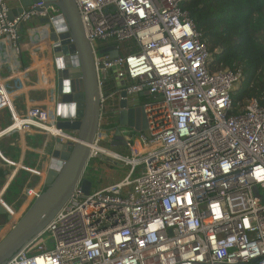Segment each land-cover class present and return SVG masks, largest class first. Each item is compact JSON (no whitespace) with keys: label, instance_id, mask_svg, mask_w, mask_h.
Wrapping results in <instances>:
<instances>
[{"label":"built area","instance_id":"1","mask_svg":"<svg viewBox=\"0 0 264 264\" xmlns=\"http://www.w3.org/2000/svg\"><path fill=\"white\" fill-rule=\"evenodd\" d=\"M75 1L100 93L91 158L105 154L129 170L88 195L78 185L6 264H264V101L251 97L236 112L233 94L243 70L214 63L184 8L189 0ZM9 12L0 0V115L11 113L8 124L0 117V139L16 133L25 144L26 136L44 134L77 143V133L57 126L52 100H29L32 91L54 88L41 85L48 60L3 75L11 44L19 51V25L55 20L60 9L39 1L12 20ZM110 46L117 57L102 51ZM21 95L28 99L24 113L14 105ZM138 107L146 129L129 126L135 132L126 137L130 153L101 145L121 131L120 113ZM0 156L12 164L1 150ZM47 170L41 183L25 188L27 209L42 193Z\"/></svg>","mask_w":264,"mask_h":264},{"label":"water","instance_id":"2","mask_svg":"<svg viewBox=\"0 0 264 264\" xmlns=\"http://www.w3.org/2000/svg\"><path fill=\"white\" fill-rule=\"evenodd\" d=\"M22 9L39 1L56 5L60 15L55 20L41 19L52 42L54 63V111L59 128L77 133L79 141L63 144L52 141L46 164V189L33 201L21 218L0 239V264H6L22 247L39 235L80 185L85 194L93 190V181L85 176L91 159V145L99 129L100 93L93 49L88 40L75 0H20ZM22 10V11H23ZM117 57L115 46L102 50ZM77 53V54H76ZM125 106L126 102H122ZM134 118L136 122H134ZM122 126L145 130L141 108L123 110ZM119 130L117 134H119ZM87 175V174H86ZM0 213L11 220L12 214L0 204ZM5 224L0 223V233Z\"/></svg>","mask_w":264,"mask_h":264},{"label":"trees","instance_id":"3","mask_svg":"<svg viewBox=\"0 0 264 264\" xmlns=\"http://www.w3.org/2000/svg\"><path fill=\"white\" fill-rule=\"evenodd\" d=\"M184 8L190 12L214 63L223 68L243 70L244 78L233 94L236 112H240L251 97L264 101V0H189ZM21 107V101L16 99V110ZM35 136H27L29 145H33ZM0 149L10 157L2 144ZM26 162L25 158L24 164L30 166ZM24 173L28 174L23 171L19 177L15 176L6 189L4 198L8 203H11L8 195L13 190L23 197ZM9 174L10 169L0 168L2 184ZM37 183L38 177L31 185ZM6 222L7 219L2 224Z\"/></svg>","mask_w":264,"mask_h":264},{"label":"rangeland","instance_id":"4","mask_svg":"<svg viewBox=\"0 0 264 264\" xmlns=\"http://www.w3.org/2000/svg\"><path fill=\"white\" fill-rule=\"evenodd\" d=\"M7 3L10 7L9 18L12 20L21 11L11 10V8H12V6L10 5L11 3L10 4H9V2H7ZM19 30H21V29H19ZM130 42L133 43V41H130ZM127 44H128V42H121L120 45L126 46ZM148 99L149 98L147 96L141 97V101H146ZM17 100H19V102L21 101L19 98ZM4 113H6V112H4ZM6 120H8V123L11 122V113L6 118ZM120 130H121L120 131L121 133L115 134L113 136L111 143L102 142L101 145H103V146H105L111 150L117 151L119 153L129 154L130 149L127 146L126 137H131L133 135V133H135V132L129 126H122ZM34 138H35V140L32 141L33 145H29L28 139L26 136V140L24 142L28 147H30L32 149H30V150L28 149L26 151V155L24 156V159L25 158L27 159L26 163L28 165L34 167V168L30 167L31 169H37L38 171L44 173V171L46 169V164L48 162V156H49L48 153L50 152V150L52 148V141L50 140V138L47 135H44V134H38ZM47 139H49V143H48L47 148L45 149V153L43 154V153L39 152V150L44 149V144H45ZM0 144H2L3 147L8 149V151L11 154V158H13L16 161L18 159L21 160V155H23L22 153H23V148L25 147V144L23 143V140L19 134L13 133L11 135H5L4 137H2L0 139ZM135 145H136V143H135ZM135 145H134V147H135ZM137 146H138V150L140 152H142L143 148L140 147L139 143H137ZM11 158H8V159L13 160ZM0 168L10 169V174L6 178L5 183L2 184L3 182H2V180H0V191H4L5 185L10 180L9 176H11L14 171H16L15 176H18V177L21 175V173L23 171L28 172V174L24 173V175L22 176V179L26 180V183L23 186L22 190H24L27 186H32L31 182H33L37 177H38V183L37 184L41 183L42 178H43L40 174L35 173L34 171H29L27 169L20 168L17 171L16 170L17 167L15 165H12V164L4 161V159L1 156H0ZM41 168H43V170ZM128 170H129V167L126 166L123 161L113 159V158H111L105 154H100L98 157H96V158L93 157L90 159V161L86 167V171H85V173L87 175L85 174V176H89L91 178V180L94 183L93 191H97L98 189H101L105 185H108L109 183H111L113 178L119 180L122 177H124V175L128 172ZM15 176H14V178H15ZM99 179L101 180L100 182H98ZM46 187L47 186L45 184L43 186V190L46 189ZM5 191L3 192V194H1V199H3L4 202H1L0 204H2V203L6 204V207L8 208V210H10L14 215H17V218H21V216L24 214V212L27 209V205H25V202H24L25 199L23 197L20 198L21 195H19L16 190H13L8 195V197L11 201V203H8L4 198ZM24 193H26V189H25ZM5 219H7L6 215H5L4 221H5ZM10 222H11V220H9V221L7 220V222L5 223V227ZM14 223H12V225ZM12 225L10 226V228L12 227ZM50 247L51 248L53 247L52 242L50 243Z\"/></svg>","mask_w":264,"mask_h":264},{"label":"crops","instance_id":"5","mask_svg":"<svg viewBox=\"0 0 264 264\" xmlns=\"http://www.w3.org/2000/svg\"><path fill=\"white\" fill-rule=\"evenodd\" d=\"M9 4L12 6L11 10L13 11H21L22 12V5L20 0H7ZM19 12V14L21 13ZM18 14V15H19ZM16 15V16H18ZM15 16V17H16ZM41 18H32L27 21H23L19 27H18V38H19V51H16L13 48V45L11 44L10 52H9V60L7 58H4L7 62L8 69H5L3 72V75L6 76L8 73L16 76L18 74V69H25L33 66L34 64L48 60L49 64L44 68L43 73L47 75L46 80H43L41 85L46 86L49 88L50 85L55 84L54 79V63H53V55H52V42L49 40L46 27L41 26ZM21 29V30H19ZM33 78H36V75L32 74ZM49 80H48V79ZM21 100V104L23 107L20 108V110H16L18 113H24L25 112V105L27 102L26 95H21L18 97ZM17 98V99H18ZM29 100H36V101H44V100H54V88L51 90H36L32 91L29 94ZM11 102V98H10ZM54 102V101H53ZM15 104V103H14ZM6 112V113H4ZM1 113L0 117L4 124H8V120L6 118L10 115L8 111H4ZM4 113V114H3ZM16 115H18L15 112ZM35 140V139H33ZM32 140V141H33ZM135 145V149L138 150V146ZM41 147V146H40ZM25 148H27V145L25 144ZM6 149V148H5ZM8 151V149H6ZM10 154V153H9ZM26 154V152H25ZM6 159L11 158L4 156ZM23 155H21V158ZM13 159V158H11ZM12 164L17 167L16 170L20 168H25L27 170L34 171L35 173L42 174L43 176L45 173L38 171L37 169H31L30 167L26 166L22 160L18 159L17 161H13L8 159ZM43 170V168H41ZM14 175H16V171L12 173L10 178H12ZM122 179V178H121ZM120 180V179H119ZM118 179L113 178L111 183H115L119 181ZM101 180L99 179L98 182ZM10 182V180L7 182V184ZM109 183V184H111ZM4 187V191L6 189V186ZM108 184V185H109ZM106 186V185H105ZM25 190V189H24ZM4 191H0V201L4 202L3 199H1V194H3ZM24 192V191H23ZM6 205V204H5Z\"/></svg>","mask_w":264,"mask_h":264},{"label":"bare ground","instance_id":"6","mask_svg":"<svg viewBox=\"0 0 264 264\" xmlns=\"http://www.w3.org/2000/svg\"><path fill=\"white\" fill-rule=\"evenodd\" d=\"M108 137V135H107ZM1 203V201H0ZM4 204V203H2ZM4 206L6 207V205L4 204ZM7 208V207H6ZM8 210V208H7ZM11 214H12V218H11V222L5 227V229L0 233V239L6 234V232L9 230L10 226L12 225V223L18 221L20 218H17V215H14L10 210H8Z\"/></svg>","mask_w":264,"mask_h":264},{"label":"clouds","instance_id":"7","mask_svg":"<svg viewBox=\"0 0 264 264\" xmlns=\"http://www.w3.org/2000/svg\"><path fill=\"white\" fill-rule=\"evenodd\" d=\"M14 105H15V104H14ZM9 113H10V112H9ZM25 155H26V154H24L23 157L21 158V160H22L23 163H24V160H25V159H24V156H25ZM13 161H15V160H13ZM26 166H27V165H26ZM28 167H30V166H28ZM31 168H33V166H32ZM18 170H19V169H18ZM18 170H17V171H18ZM14 176H15V175H14ZM14 176H13L12 178H10V182L7 184L6 189L8 188V186L10 185V183L12 182ZM9 177H10V176H9ZM6 189H5V190H6Z\"/></svg>","mask_w":264,"mask_h":264},{"label":"flooded vegetation","instance_id":"8","mask_svg":"<svg viewBox=\"0 0 264 264\" xmlns=\"http://www.w3.org/2000/svg\"><path fill=\"white\" fill-rule=\"evenodd\" d=\"M5 215L0 213V223L2 224L4 221Z\"/></svg>","mask_w":264,"mask_h":264}]
</instances>
